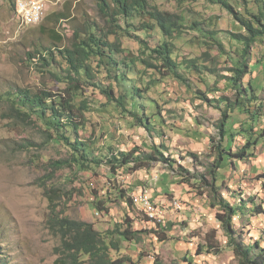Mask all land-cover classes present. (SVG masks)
<instances>
[{"label": "rangeland", "instance_id": "1", "mask_svg": "<svg viewBox=\"0 0 264 264\" xmlns=\"http://www.w3.org/2000/svg\"><path fill=\"white\" fill-rule=\"evenodd\" d=\"M158 1L167 10L188 12L191 18L202 15L206 19V29L211 28L210 20L218 21V41L223 42L230 56L235 58L237 52L232 46L239 44L231 41L230 31L236 29L233 16L227 9H221L208 0L184 4L181 0ZM45 2L43 9L48 14L42 17V20L45 17L42 23L22 26L29 25L25 21L36 14V7L30 3L20 7L17 3L16 12L9 0H0V92L28 87L34 91L46 89L62 93L67 84L41 65L43 60L38 51L46 53L47 49L49 52L53 49L55 52L59 47L70 46L75 31L88 22H97L103 27L106 24L99 0ZM191 32L178 39L179 56L195 57L203 55L207 49V45L197 43L200 39L197 37L202 34L196 30ZM134 41L126 38L124 44L135 48ZM214 44L216 46L210 50L217 60L215 65L212 60L208 64L215 66L220 74H229L225 69L226 58L221 56L219 46ZM134 54L137 52L133 51L132 56ZM261 59L263 63H258ZM254 62H257L253 65L254 87L263 99V43L255 46ZM138 66L143 70L142 65ZM59 69L64 70L63 67ZM184 70L185 80L169 76L144 93V102L148 106V99L158 102L161 113L152 132L134 125L133 116L118 107L107 110L103 105L107 98L94 86L85 89L84 96L89 98L91 109L87 111V127L81 130V134L94 146L95 155L101 157L108 153V144H113L118 150L141 147L147 151L153 144H165V156L178 161L173 163L174 167L158 161L150 171H126L118 176L111 172L106 162L100 165L90 163L82 168L72 165L74 156L69 146L51 141L41 123L15 116L9 104L0 98V244L4 252L3 264H56L59 257L56 248L61 244V238L49 224L54 207L60 215L79 220L92 219L97 229L105 231L115 222L124 221L129 212L125 199L116 195L110 199V193L116 192L115 188L135 191L139 186L149 184L154 176H158L154 191L159 190L155 196L166 195L165 200L178 198L184 207L177 209L163 228L158 224L152 225L139 210L131 214L139 237L136 241L124 240L119 250L112 251L113 258H131L137 264H238L233 250L227 245L228 237L215 217L217 209L208 202L206 209L199 210L205 202L200 205L196 199L208 198L207 189H201L200 176L190 183H182L178 173L181 170L179 165H182L190 172L201 173L211 182L213 180L210 169L217 159L215 151L220 140L218 124L226 107L218 108V103L213 106L198 98L196 90L202 88L211 98L225 94L232 99L236 97V91L234 88L227 89L224 77L217 74L207 72L203 75L205 82L200 76ZM246 78L247 81L250 75ZM148 80L151 78L145 75L139 84L147 85ZM151 104L157 107V103ZM152 110L157 112L155 108ZM261 118L256 122V130L264 127V114ZM228 128L236 134L240 121L237 118L230 120ZM247 135L237 133L233 138V154L243 148ZM190 153L198 154L199 161H195ZM227 157L225 168L216 169L219 183L223 179L226 183L223 193L233 204L244 207L237 217V225L239 230L244 231L246 240L262 239L264 244V143L258 145L254 156L249 154L248 158L240 160L234 155ZM230 159L236 162L235 166L230 164ZM62 160H67L69 164L56 167L54 163ZM160 186L163 188L159 189ZM97 192L109 201L110 215L96 213L92 203ZM255 206H260L263 212L258 213Z\"/></svg>", "mask_w": 264, "mask_h": 264}, {"label": "trees", "instance_id": "2", "mask_svg": "<svg viewBox=\"0 0 264 264\" xmlns=\"http://www.w3.org/2000/svg\"><path fill=\"white\" fill-rule=\"evenodd\" d=\"M15 7V0H9ZM180 1V0H178ZM182 4L197 0H181ZM222 8L227 9L233 16L235 26L230 31L232 46L236 49L235 58L230 56L227 46L219 42L218 21H209L210 30L205 28L206 19L203 16L191 18L188 12H174L161 6L158 0H99L100 11L104 15L105 26L92 22L82 29L75 31L72 44L68 47L38 51L43 60L41 65L46 66L50 73L66 83L62 93H53L46 89L34 91L23 87L8 89L0 92V98L9 104L15 116L24 120L35 121L45 126L49 139L69 146L73 153L72 165L80 168L96 163H108L111 172L118 176L126 171H150L155 162L163 161L174 167L176 159L166 157L165 144H153L151 150L134 147L131 150H118L113 144H108L109 152L103 156L95 155V149L89 140H84L81 134L86 129L88 116L91 109L89 98H85L84 91L90 86L98 89L107 98L103 104L107 110L113 107L133 116L134 125L144 127L152 132L157 124L158 102L150 100L149 106L144 102V93L164 82L169 76L185 80L183 71L187 69L193 75H198L206 82L203 75L207 72L224 77L227 89H235L236 97L230 98L225 94L211 98L209 93L202 88L196 90L198 98L205 100L218 108L225 106L223 118L219 125L220 140L217 141L215 158L216 163L210 169L213 175L212 182L206 175L193 173L179 165L181 181L190 183L193 178H199L201 189L206 188L209 204L217 209L216 219L228 237L227 245L230 247L238 264H264V244L262 239L247 241L243 230H239L237 217L243 206L233 204L223 193L225 180L219 183L216 169H224L228 160L227 156L234 155L237 159H245L249 154L255 155L260 143H264V127H257V120L264 114V98L261 99L254 87V64L263 63V59L254 62L255 46L264 44V0H208ZM202 17V18H201ZM131 21V22H130ZM196 30L202 34L197 43L207 45L203 55L195 57L179 56L178 39L185 34H192ZM129 38L135 40V48L124 44ZM216 43L221 51L229 74H220L215 68L210 67L217 60L211 54L210 48ZM138 45V46H137ZM137 47V48H136ZM133 51L137 52L132 56ZM233 53V52H232ZM183 57V59H182ZM65 65V66H64ZM138 65L143 66L140 70ZM63 67V71L59 68ZM142 74V75H141ZM148 75L151 80L139 84L140 79ZM250 78L246 81V77ZM157 103L152 105L151 103ZM152 106V108H151ZM157 109L153 111L152 109ZM237 118L240 121V134H248L245 145L233 154V138L235 131L228 128L230 120ZM106 144V142L104 143ZM195 161H199L198 154L190 153ZM106 156V157H105ZM56 167L66 166L67 160L54 163ZM230 164L236 162L230 159ZM182 170H185L184 173ZM264 176V174H263ZM117 191L110 193L125 199L129 212L121 223L115 222L112 227L101 231L95 227L92 219L79 220L69 216L60 215L57 207L50 214V228L61 238V244L56 248L59 255L56 264H137L131 258L114 259L113 250H119L124 240L136 241L139 231L134 229V220L131 214L138 211L133 199L130 197V188H115ZM108 200L97 192L94 195L93 206L96 213L110 215ZM245 206V205H244ZM258 213L263 210L260 206L254 207ZM163 228L161 222L157 223ZM149 232H153L150 230ZM2 231L0 229V235ZM1 242V236H0ZM3 248L0 244V264H3ZM200 254L202 252H199Z\"/></svg>", "mask_w": 264, "mask_h": 264}, {"label": "bare ground", "instance_id": "3", "mask_svg": "<svg viewBox=\"0 0 264 264\" xmlns=\"http://www.w3.org/2000/svg\"><path fill=\"white\" fill-rule=\"evenodd\" d=\"M17 3L19 4L20 7H24L26 4L30 3L36 8V14L32 17L27 19L25 22L26 23H35L36 22V16L41 14V12H45V5L46 2L45 0H33L29 1L26 3H23V0H16V6ZM42 8L40 12V8ZM44 8V9H43ZM39 24V23H37ZM131 197L133 198V201L135 202L137 209L140 212H143L145 218L149 219L150 221H159V222H165L164 220L166 219V214L168 211V208L165 206H162L158 204L150 194L147 192L144 193H132ZM173 208L180 209L181 206H183V202L179 199L174 200L172 203Z\"/></svg>", "mask_w": 264, "mask_h": 264}, {"label": "crops", "instance_id": "4", "mask_svg": "<svg viewBox=\"0 0 264 264\" xmlns=\"http://www.w3.org/2000/svg\"><path fill=\"white\" fill-rule=\"evenodd\" d=\"M157 183H158V176H154L152 179H150L149 184H147L144 187L141 185V186H139L140 189L138 188L135 191H132L131 193H140V192L143 193V192H147L148 194H150L152 196V198L156 202H158L161 205L167 207L168 208V211H167V214H166V221L163 222V224H166L167 221L170 219L171 216L173 218V213L177 211L175 208H173L172 203H173L174 200H177L178 198H174L173 200L172 199L171 200H165V199H167L166 195H164L162 197L159 196V198L156 197L155 195L159 192V190L158 191H154V188H155V186H156ZM162 188L163 187H161V186L159 187V189H162ZM191 195H193V194H191ZM160 198H162V199H160ZM196 200H198V203L200 205L203 204L202 202H205V204L203 206L202 205L200 206L201 207V208H199V210H201L200 212H202L204 209H206L205 208V205L209 202V199L207 197L206 198H201V197L199 198L198 197V199H196ZM198 203H196V204H198ZM183 207H184V204H183ZM157 222L159 223V221H151V224L154 225V226H156L157 225Z\"/></svg>", "mask_w": 264, "mask_h": 264}, {"label": "built area", "instance_id": "5", "mask_svg": "<svg viewBox=\"0 0 264 264\" xmlns=\"http://www.w3.org/2000/svg\"><path fill=\"white\" fill-rule=\"evenodd\" d=\"M29 1H33V0H23V3H26V2H29ZM46 13L47 12H41V14L36 16V23H29V25L40 23V21L42 20V17L45 16ZM28 19H29V17H28ZM98 214H101V213H98Z\"/></svg>", "mask_w": 264, "mask_h": 264}, {"label": "clouds", "instance_id": "6", "mask_svg": "<svg viewBox=\"0 0 264 264\" xmlns=\"http://www.w3.org/2000/svg\"><path fill=\"white\" fill-rule=\"evenodd\" d=\"M49 3H50V0H49ZM49 7H50V5H49ZM15 10H16V12H17L16 0H15ZM48 10H49V9H48ZM47 14H48V11H47L45 17L47 16ZM45 17H44V19H45ZM44 19H43V20H44ZM43 20H42V21H43ZM42 21H41L40 23H42ZM21 25H22V24H21ZM31 25H37V24H31ZM31 25H22V26H31ZM131 192H132V191H131ZM131 192H130V193H131Z\"/></svg>", "mask_w": 264, "mask_h": 264}]
</instances>
